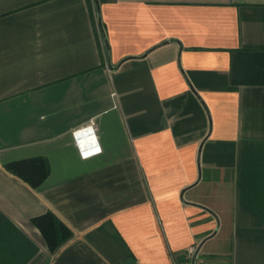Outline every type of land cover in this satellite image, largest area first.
<instances>
[{
    "label": "crops",
    "instance_id": "obj_1",
    "mask_svg": "<svg viewBox=\"0 0 264 264\" xmlns=\"http://www.w3.org/2000/svg\"><path fill=\"white\" fill-rule=\"evenodd\" d=\"M102 149L80 160L71 132ZM43 158L33 190L5 165ZM71 238L51 253L32 220ZM264 264V0H0V264Z\"/></svg>",
    "mask_w": 264,
    "mask_h": 264
},
{
    "label": "trees",
    "instance_id": "obj_2",
    "mask_svg": "<svg viewBox=\"0 0 264 264\" xmlns=\"http://www.w3.org/2000/svg\"><path fill=\"white\" fill-rule=\"evenodd\" d=\"M4 169L33 190L40 187L49 175V165L45 159L40 157L9 163ZM32 224L41 233L51 253L71 238L68 228L52 214L35 218Z\"/></svg>",
    "mask_w": 264,
    "mask_h": 264
},
{
    "label": "built area",
    "instance_id": "obj_3",
    "mask_svg": "<svg viewBox=\"0 0 264 264\" xmlns=\"http://www.w3.org/2000/svg\"><path fill=\"white\" fill-rule=\"evenodd\" d=\"M75 148L80 160H89L99 156L102 152L96 129L93 123L85 124L71 132ZM175 264H210L202 257L196 245L188 247L184 252V257Z\"/></svg>",
    "mask_w": 264,
    "mask_h": 264
}]
</instances>
